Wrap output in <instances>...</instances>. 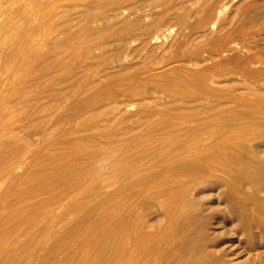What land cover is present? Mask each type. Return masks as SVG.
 <instances>
[{
  "label": "rangeland",
  "instance_id": "1",
  "mask_svg": "<svg viewBox=\"0 0 264 264\" xmlns=\"http://www.w3.org/2000/svg\"><path fill=\"white\" fill-rule=\"evenodd\" d=\"M36 2L0 0V264H264V0Z\"/></svg>",
  "mask_w": 264,
  "mask_h": 264
},
{
  "label": "bare ground",
  "instance_id": "2",
  "mask_svg": "<svg viewBox=\"0 0 264 264\" xmlns=\"http://www.w3.org/2000/svg\"><path fill=\"white\" fill-rule=\"evenodd\" d=\"M33 1V0H32ZM35 1H37V0H35ZM29 3L28 4H30V1H28ZM27 3V2H26ZM35 3V2H34ZM37 3V2H36ZM17 4V3H16ZM21 5H23V1L21 2ZM27 5V4H26ZM24 6V7H20V9L17 11V12H15V13H17V14H21V15H24V13H27V11L29 12V10H28V6ZM44 5L45 4H42L41 3V0H40V2H38L37 4H36V8L35 7H33L35 10L32 12V9L33 8H31V12H32V14H31V16H30V18L33 16V14H35L36 12H39L40 11V9H42V7H44ZM47 5V4H46ZM30 7H31V4L29 5ZM35 6V5H34ZM50 6V5H49ZM48 6V7H49ZM27 8V9H26ZM45 9H47V8H45ZM50 9H52V8H50ZM49 9V11H51ZM49 11H47V13H49ZM35 12V13H34ZM44 12H45V10H44ZM46 13V12H45ZM27 15V14H26ZM10 16V15H9ZM28 16V15H27ZM27 16H26V18H27ZM37 16V15H36ZM28 18H29V16H28ZM27 18V19H28ZM25 19V18H24ZM7 23L9 24V25H11V23H12V19L11 18H9L8 19V21H7ZM2 28V27H1ZM8 28V27H7ZM16 28H18V26L16 27ZM16 30V29H15ZM18 31H16V32H13L14 34L15 33H17ZM31 32V31H30ZM30 32H28L29 34L28 35H30ZM7 33V32H6ZM4 34V35H2L1 33H0V116H2V103H4V101L6 102L7 100L6 99H8L7 97H6V95H4V92H6L7 91V89L6 88H11V86L13 85V83H14V79L13 78H10V77H7L8 75H10V76H15V74H16V72H18V71H20V67L19 66H17V68H14V69H12L11 67H9L8 66V64H7V62H8V59H9V57H14V58H22V54H23V50H22V46H20V45H18L17 44V41H16V37L14 36V35H10L9 33H7V34ZM32 33V32H31ZM16 35V34H15ZM28 35L26 36V37H28ZM24 36H25V33H24ZM17 37H18V35H17ZM31 37V36H30ZM26 39V38H25ZM30 39V38H29ZM27 40V39H26ZM32 41V40H31ZM30 41V42H31ZM27 42V44H28V41H26ZM6 45H10L11 46V52H10V54H5L4 53V48H5V46ZM24 57V56H23ZM12 59V58H11ZM12 61V60H11ZM11 61H9V62H11ZM16 64V63H15ZM17 65V64H16ZM9 78V79H8ZM5 89H6V91H5ZM9 90V89H8ZM12 92V91H11ZM8 95V94H7ZM9 96V95H8ZM9 102V101H8ZM5 124V123H4ZM0 134H1V132H0Z\"/></svg>",
  "mask_w": 264,
  "mask_h": 264
}]
</instances>
